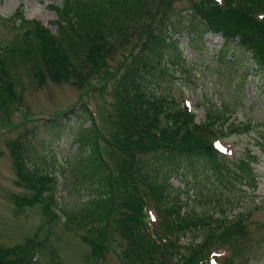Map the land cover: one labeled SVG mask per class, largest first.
<instances>
[{
    "label": "trees",
    "instance_id": "obj_1",
    "mask_svg": "<svg viewBox=\"0 0 264 264\" xmlns=\"http://www.w3.org/2000/svg\"><path fill=\"white\" fill-rule=\"evenodd\" d=\"M187 1L189 8L177 10L172 0H62L49 5L56 16L51 21L55 31L38 19H25L19 9L13 13V20L17 18L25 30L0 47V112L9 113L10 100L16 95L17 67H25L39 85L50 80L82 87L102 70L103 77L112 79L110 130L98 125L84 100L62 112L67 120L82 118L76 138L77 170L97 183L81 206L62 212L64 229L74 231L86 225L91 230L81 235L90 247L84 264H96L102 257L110 239L108 228L125 242L118 254L130 264H200L213 248L227 245L233 255L237 249L232 240L237 239L239 222L223 227L210 214L183 210L184 202L172 194L170 181L171 176L200 165L225 186L234 181L249 184V161L243 160L239 170L232 172L220 166L221 155L212 145L223 134L228 116L207 106L204 120L196 123L181 100L176 102L166 93L153 94L145 84L149 75L154 78V73L165 68V59H172L166 51L177 50L183 34L190 43H202L206 34H219L220 54L247 55L255 65L254 78H264V0ZM120 48L127 51L122 66L113 71L107 60ZM176 58L185 61L181 51ZM182 63L177 65L183 67ZM1 121L11 123L5 118ZM227 127L230 133L248 129L244 122ZM27 135L28 131L15 140L10 150L16 183L31 193L15 195L12 202L18 212L41 202L43 221L36 237L44 228L49 231L41 240L31 238L13 248L12 257L6 254L12 259L1 264H34L35 251L59 264L49 239L59 220L49 204L53 178L32 160ZM45 191L49 192L46 198ZM150 206L156 214L153 220L147 213ZM211 221L221 232L216 235L214 228L207 229L182 252L179 236L203 229ZM224 264H234L232 257L225 258Z\"/></svg>",
    "mask_w": 264,
    "mask_h": 264
},
{
    "label": "rangeland",
    "instance_id": "obj_2",
    "mask_svg": "<svg viewBox=\"0 0 264 264\" xmlns=\"http://www.w3.org/2000/svg\"><path fill=\"white\" fill-rule=\"evenodd\" d=\"M61 1L0 0V47L7 46L17 34L25 30L24 27H19L17 18L13 20V13L17 9L23 12L25 18L39 19L51 31H55L56 25L51 21L56 16L49 5H59ZM172 1V6L177 10L189 8L187 0ZM220 44L219 34H206L202 43H190L186 34H183L177 50L166 51L172 59H165V68L160 73L159 70L154 73V78L149 75L145 85L153 94L166 93L176 102L183 100L193 109L197 121L205 118L207 106L228 116L222 131L225 138H220L218 146L230 160L249 161V184L234 181V185L225 186L209 170L199 165L189 173L171 176V192L184 202L183 210L198 215L212 214L213 218L221 220L218 222L223 227L239 222V231L234 234L237 239L232 240L237 244V249H234V264H264V78H254L252 70L255 65L247 55L240 52H236V55L228 52L220 54ZM126 51L120 48L108 58L107 64L111 70H118L122 66L121 61ZM178 51L185 58L183 63L176 58ZM181 63L184 64L183 67L177 65ZM14 71L16 95L10 100L9 113L0 112V264L12 259L6 254L12 257L13 248L26 244L31 238L37 239V228L43 221L41 202L25 205L19 212L12 202L15 195L31 193L29 189L16 183L10 150L15 145V140L26 131L32 160L41 165L42 172L53 178L54 197L50 205L57 212L59 220L52 228L49 239L57 254L56 258L59 264H84L90 256V247L83 242L81 235L86 236L91 230L86 225L74 231L64 229L62 212L76 210L81 206L97 183L82 177L77 170L80 153L76 138L78 123L82 118L72 117L67 120L62 112L84 100L95 114L99 126L103 124L110 130L112 79L103 77L102 70L82 87L50 80L39 85L31 80L25 67H17ZM2 118L11 123L7 125L5 121H1ZM231 122H244L248 129L230 133L227 125ZM100 146L104 148L103 141ZM105 155L112 160L111 153L106 151ZM229 165L232 171L239 170L236 165ZM48 194L45 191L44 198ZM149 212L154 213L152 208ZM213 223L183 236L181 244L185 245L193 234L200 239L211 228L218 235L221 228ZM48 231V228L42 229L39 238ZM108 234L110 239L106 243L107 247L96 264H130L118 254L120 249L125 248V242L113 229L108 228ZM181 250L185 251V248ZM34 264L54 262L46 254L36 253Z\"/></svg>",
    "mask_w": 264,
    "mask_h": 264
}]
</instances>
